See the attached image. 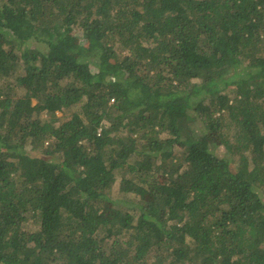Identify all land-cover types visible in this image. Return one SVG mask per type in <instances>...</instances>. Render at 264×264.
<instances>
[{
  "label": "trees",
  "instance_id": "1",
  "mask_svg": "<svg viewBox=\"0 0 264 264\" xmlns=\"http://www.w3.org/2000/svg\"><path fill=\"white\" fill-rule=\"evenodd\" d=\"M0 264H264V0H0Z\"/></svg>",
  "mask_w": 264,
  "mask_h": 264
},
{
  "label": "rangeland",
  "instance_id": "2",
  "mask_svg": "<svg viewBox=\"0 0 264 264\" xmlns=\"http://www.w3.org/2000/svg\"><path fill=\"white\" fill-rule=\"evenodd\" d=\"M75 34H76V36H78V37H80L81 38V40H83V36H82V34L79 32V31H76L75 30ZM118 51H120V49H118ZM153 73V72H152ZM148 79H150V76H149V78ZM112 103V102H111ZM71 113V111H68L67 113H66V115H69ZM56 115L58 116V117H62L64 114L62 113V112H57L56 113ZM115 115H114V113H110L109 114V112H108V114H107V116L105 117V122L106 123H110L113 119V117H114ZM45 116H43V118H44ZM113 122V121H112ZM216 151H217V153L218 154H220V155H222V154H224V153H226L225 152V148L222 146V145H220V143H219V146L216 148ZM117 196L118 195V193H117V184L116 185H114V188H113V196ZM25 228L26 229H31V230H35V229H37V226L35 225V224H33L31 221L30 222H28L27 223V225L25 226Z\"/></svg>",
  "mask_w": 264,
  "mask_h": 264
}]
</instances>
